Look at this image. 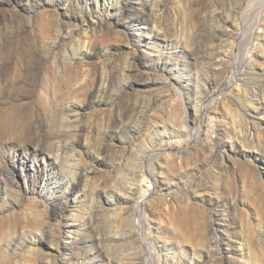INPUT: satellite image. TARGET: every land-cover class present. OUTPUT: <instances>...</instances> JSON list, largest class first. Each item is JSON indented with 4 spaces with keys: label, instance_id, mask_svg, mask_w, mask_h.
I'll return each mask as SVG.
<instances>
[{
    "label": "rangeland",
    "instance_id": "rangeland-1",
    "mask_svg": "<svg viewBox=\"0 0 264 264\" xmlns=\"http://www.w3.org/2000/svg\"><path fill=\"white\" fill-rule=\"evenodd\" d=\"M120 2L0 0V264H264V0Z\"/></svg>",
    "mask_w": 264,
    "mask_h": 264
},
{
    "label": "bare ground",
    "instance_id": "bare-ground-1",
    "mask_svg": "<svg viewBox=\"0 0 264 264\" xmlns=\"http://www.w3.org/2000/svg\"><path fill=\"white\" fill-rule=\"evenodd\" d=\"M106 7H107V5H105ZM113 7H117V6H119V9H118V11H121V10H123V8H122V6H121V2H120V0H113V5H112ZM261 7V6H260ZM262 8V7H261ZM263 8H264V5H263ZM240 26V25H239ZM238 25H237V29H238V27H239ZM241 27V26H240ZM239 27V28H240ZM260 31H257L256 33H258V38H257V45H255V47L253 48L254 49V51L255 52H251V53H249V56L250 57H252V59H254L255 57H256V55H259L260 56V52L262 53L261 54V57H262V60H263V63H262V66L264 67V27H259L258 28ZM256 40V39H255ZM230 48V47H229ZM227 52V51H226ZM82 55H84V54H82ZM248 55V54H247ZM251 59V60H252ZM251 64H252V66L254 65V63H252V61L250 62ZM252 71H253V69H251ZM236 81V80H235ZM234 82V81H233ZM238 84V83H237ZM238 86H240V85H237V87ZM241 88V87H240ZM240 91V90H239ZM241 93H243L244 92V90H242V91H240ZM244 94V93H243ZM75 112H80V111H78V110H75ZM67 119H68V117H67ZM64 120H65V118H64ZM69 122V121H68ZM74 148H75V146L73 145V149H72V151H74ZM73 157H78V155L77 154H72V158ZM82 158V157H81ZM76 171V170H75ZM74 177H75V175H74ZM75 178H73V180H74ZM73 180H68L66 183H64V185H66L67 187L68 186H70L72 183H73ZM45 185H46V182L44 183V185H43V187H45ZM143 194V193H142ZM145 195V194H144ZM42 236H43V234H42ZM152 260H154L153 258H152Z\"/></svg>",
    "mask_w": 264,
    "mask_h": 264
}]
</instances>
